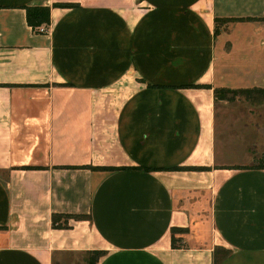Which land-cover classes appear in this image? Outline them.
Returning <instances> with one entry per match:
<instances>
[{"label":"crops","instance_id":"obj_1","mask_svg":"<svg viewBox=\"0 0 264 264\" xmlns=\"http://www.w3.org/2000/svg\"><path fill=\"white\" fill-rule=\"evenodd\" d=\"M26 7H50L48 35ZM263 13L264 0H0V264H213L220 249L217 264H264V169L245 132L260 106L213 96L264 89V20L221 21ZM54 214L83 219L55 228Z\"/></svg>","mask_w":264,"mask_h":264},{"label":"trees","instance_id":"obj_2","mask_svg":"<svg viewBox=\"0 0 264 264\" xmlns=\"http://www.w3.org/2000/svg\"><path fill=\"white\" fill-rule=\"evenodd\" d=\"M73 4H54L52 7H59V8H70L74 7ZM26 13V22L27 24L32 27V29L39 27L41 25H49L50 22V7H26L25 8ZM264 20V13L261 18H245V19H227V20H221L225 22H236V21H263ZM217 20H215L216 22ZM255 92H264V89H251V90H228V89H214L213 90V96L216 99H225L227 101H230L233 99L236 95H241L242 98L248 99L251 93ZM230 94L231 97H226L225 95ZM255 160V158H254ZM253 160V161H254ZM249 168H255V169H264V156L258 161L255 162L252 166ZM91 170H98V171H114L117 170V168H109V167H90ZM179 170H200L199 168H178ZM75 219L80 220L83 219L82 216H64V215H58L54 214L52 215V226L55 228H61L63 225L59 223L61 220H67V219ZM175 232H183L182 229H171V247H175V239L173 237V233ZM228 254V251L226 250H214L213 251V264H217L221 259L226 257ZM87 264H96L98 259L103 255V252L100 251H93V252H87ZM91 256V257H90Z\"/></svg>","mask_w":264,"mask_h":264},{"label":"rangeland","instance_id":"obj_3","mask_svg":"<svg viewBox=\"0 0 264 264\" xmlns=\"http://www.w3.org/2000/svg\"><path fill=\"white\" fill-rule=\"evenodd\" d=\"M226 97H231L230 94L225 95ZM246 100L242 98L241 95H236L233 97L232 100ZM230 100V101H232ZM247 103H250L253 105V108H256L258 105L260 106V109L258 111L259 115V123H254L252 125L251 129H246L245 132L248 134V140H246V144L249 148V151L254 153L253 156V163L258 162L263 156H264V92H255L251 93L249 98L246 100ZM258 104V105H257ZM243 109L244 112H246V107ZM255 110V109H254ZM91 257V256H90ZM83 262L87 263V255L70 258L68 261L69 264H82Z\"/></svg>","mask_w":264,"mask_h":264},{"label":"built area","instance_id":"obj_4","mask_svg":"<svg viewBox=\"0 0 264 264\" xmlns=\"http://www.w3.org/2000/svg\"><path fill=\"white\" fill-rule=\"evenodd\" d=\"M36 34L48 35L50 32L49 25H41L33 29Z\"/></svg>","mask_w":264,"mask_h":264}]
</instances>
